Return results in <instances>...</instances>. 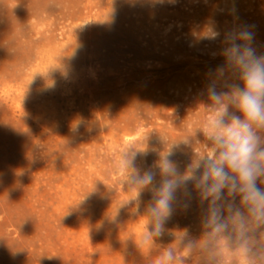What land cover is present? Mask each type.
<instances>
[{
  "label": "rangeland",
  "instance_id": "rangeland-1",
  "mask_svg": "<svg viewBox=\"0 0 264 264\" xmlns=\"http://www.w3.org/2000/svg\"><path fill=\"white\" fill-rule=\"evenodd\" d=\"M254 60L264 0H0V264H259L260 206L203 180Z\"/></svg>",
  "mask_w": 264,
  "mask_h": 264
},
{
  "label": "clouds",
  "instance_id": "clouds-1",
  "mask_svg": "<svg viewBox=\"0 0 264 264\" xmlns=\"http://www.w3.org/2000/svg\"><path fill=\"white\" fill-rule=\"evenodd\" d=\"M243 35L250 36L249 33ZM249 55H251L250 50ZM235 99L237 107L243 113L244 120L234 118L226 126L222 119L218 121V124L223 126V130L213 139L220 151L218 156L213 152L205 159L207 170L203 180L205 182L211 180L207 194L214 195L235 179L241 185L239 190L244 194V201L264 206V192H260L255 184L259 167L257 161L264 158V152L257 153V139L252 131L253 123L258 127L264 126V65L253 61L252 66L248 67L244 74V87L236 89ZM164 168L165 171H170L167 163ZM230 173L234 174V177ZM185 179H191V177L188 176ZM173 187V183H165V198L159 201L161 213L167 210V202ZM236 187L237 183H231L232 189ZM170 258L171 253H168L166 259ZM156 264H166V260L158 259Z\"/></svg>",
  "mask_w": 264,
  "mask_h": 264
},
{
  "label": "bare ground",
  "instance_id": "bare-ground-1",
  "mask_svg": "<svg viewBox=\"0 0 264 264\" xmlns=\"http://www.w3.org/2000/svg\"><path fill=\"white\" fill-rule=\"evenodd\" d=\"M7 94L9 95V96H12L13 94H12V90L11 89H7ZM260 210V211H259ZM254 211H257L256 212V215H258V216H264V206H260L259 208H257L256 210L254 209V207L251 205V204H248V206H247V219L248 220H252L253 219V212ZM260 242V241H259ZM259 255H261L262 256V254H259ZM256 256L255 257V260L259 263V264H264V258L263 259H261V256Z\"/></svg>",
  "mask_w": 264,
  "mask_h": 264
}]
</instances>
